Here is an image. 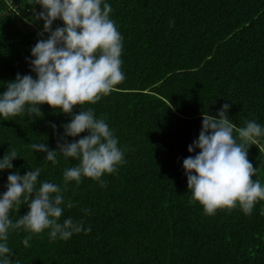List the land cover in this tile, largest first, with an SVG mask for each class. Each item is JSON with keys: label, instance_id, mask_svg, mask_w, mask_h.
<instances>
[{"label": "trees", "instance_id": "16d2710c", "mask_svg": "<svg viewBox=\"0 0 264 264\" xmlns=\"http://www.w3.org/2000/svg\"><path fill=\"white\" fill-rule=\"evenodd\" d=\"M123 37L125 80L95 104L76 106L103 117L124 150L125 163L98 181L82 177L63 191L60 223L83 221L85 234L51 240L50 230H9L13 264H264V201L251 214L239 206L206 215L192 201L183 161L202 130L203 113L224 104L237 128L254 120L264 128V0H104ZM35 0H0V94L17 74L32 75L31 49L47 39ZM174 20V26L170 21ZM63 21L53 23L63 27ZM43 116L0 117V160L15 149L13 168L0 171V196L8 175L40 168L37 188L65 185L63 173L79 161L58 154L57 164L32 143L57 150L72 116L47 104ZM56 125L53 129L52 125ZM79 137H64L68 142ZM237 135L238 134H235ZM238 142L239 139H238ZM264 184V136L248 145ZM73 203L72 208L67 202ZM27 205L10 212L16 222ZM32 235L29 246L22 241ZM3 243V241H0Z\"/></svg>", "mask_w": 264, "mask_h": 264}, {"label": "clouds", "instance_id": "9594fccd", "mask_svg": "<svg viewBox=\"0 0 264 264\" xmlns=\"http://www.w3.org/2000/svg\"><path fill=\"white\" fill-rule=\"evenodd\" d=\"M43 11L35 13V19L44 21L47 39H40L31 49L34 57L30 61L32 75L17 74L14 81L7 83V90L0 94V117L8 120L27 112L29 117L43 116L40 105L47 104L72 116L63 125V142L57 143V150H50L46 143L29 145L36 152L46 153L45 159L54 165L58 154L79 161L76 166L66 168L63 173L64 189L52 182L44 181L37 188L41 169L27 171L20 175H8L7 190L0 196V264H13L11 249L7 245L9 230L23 228L31 234L49 231L51 240H68L73 233L85 234L83 221L76 223L71 218L60 223L65 203L63 191L70 181L77 185L82 177L98 181L104 174H113L119 165L125 163L124 150L118 144L109 125L103 117L96 118L94 110L81 109L73 113L76 106L95 104L102 96L109 95L125 80L122 71L123 37L116 23L110 18L111 5L104 0H35ZM63 21V27L53 30V23ZM174 20L170 26H174ZM224 104L217 116L204 112L199 137L188 151L199 153L184 159L188 190L192 201L198 202L206 215L218 210L234 209L237 206L247 215L255 204L264 201V184L254 180L257 168L248 159V145L255 144L264 136V128L254 120L246 121V127L237 128L230 121ZM56 129V125H52ZM68 142L64 137H79ZM238 134L237 135H234ZM238 139L240 142H238ZM18 158L15 149L7 152L0 160V171L12 169V161ZM27 205L28 212L16 222L10 212L19 211ZM74 205L67 202L70 209ZM32 235L22 243L28 247ZM15 264H20L17 260Z\"/></svg>", "mask_w": 264, "mask_h": 264}]
</instances>
